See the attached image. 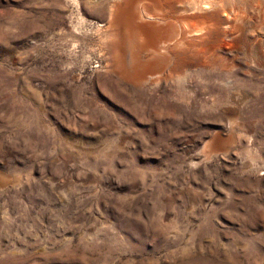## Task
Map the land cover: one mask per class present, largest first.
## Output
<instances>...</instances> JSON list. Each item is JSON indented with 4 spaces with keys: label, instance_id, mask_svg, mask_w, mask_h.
Masks as SVG:
<instances>
[{
    "label": "rangeland",
    "instance_id": "374dc122",
    "mask_svg": "<svg viewBox=\"0 0 264 264\" xmlns=\"http://www.w3.org/2000/svg\"><path fill=\"white\" fill-rule=\"evenodd\" d=\"M188 1L0 0V264H264V0Z\"/></svg>",
    "mask_w": 264,
    "mask_h": 264
},
{
    "label": "bare ground",
    "instance_id": "6f19581e",
    "mask_svg": "<svg viewBox=\"0 0 264 264\" xmlns=\"http://www.w3.org/2000/svg\"><path fill=\"white\" fill-rule=\"evenodd\" d=\"M181 1H188V0H181ZM190 1V4H188ZM187 2L188 5H191V10L194 11V13H192L191 16H189V19H192L194 21L193 24H190L189 25V28L188 29H184L182 27V31L184 33V36L186 38V41H187V44L189 46H192V45H199L200 44V41H203L205 40L206 37H208L211 33H212V30L213 31H217V30H220V27H218V29H215V26H219L216 22V19L215 18H220L222 21L223 20H230V19H233V20H238L237 18L240 17V16H243V13H242V10L240 11L239 9H235V7H239V6H235L233 4L234 1H229L231 2L230 5H228V7L225 5V2L226 0H189ZM238 1V5H239V2H241V5H242V2L244 3V0H236ZM247 1V0H245ZM249 2V1H248ZM185 3V2H184ZM227 3V2H226ZM245 4V3H244ZM246 4H248L246 2ZM241 7V6H240ZM242 14H241V13ZM122 16V15H121ZM117 18V17H116ZM120 19V18H119ZM250 19V18H249ZM120 20H124V18H121ZM118 21V20H117ZM116 21V23H117ZM132 21V20H131ZM186 21V20H185ZM191 21V20H190ZM115 22V21H114ZM119 22V21H118ZM125 22V21H124ZM118 23L122 26V29H123V26L125 25L126 26V31H137V30H141L143 27H139V26H135L134 24H131V25H134V27L136 28H133L132 26V30L131 29H128L127 25L130 23V21H126L125 23ZM183 22V21H182ZM219 22V20H218ZM133 23V22H132ZM225 23V22H224ZM231 23V22H229ZM112 24L114 23H111L110 22V25L113 26ZM116 25V24H115ZM130 25V24H129ZM130 25V26H131ZM230 25V24H229ZM124 26V27H125ZM146 27V26H144ZM223 27V26H221ZM233 28V27H232ZM112 29V28H111ZM223 30V41L226 39V36H230L228 31H226V29H222L221 28V31ZM229 30V29H228ZM124 31V30H123ZM121 32V36H123L124 32ZM233 31V30H232ZM117 33V32H116ZM118 34V33H117ZM189 34H192V37L189 38ZM221 34V33H220ZM116 35V34H115ZM196 35H200L201 37H198ZM237 36V35H236ZM214 39V38H213ZM231 39V38H230ZM122 39H120L121 41ZM217 40V39H216ZM119 41V42H120ZM228 41V40H227ZM123 42V45H124V41ZM140 42V41H139ZM212 42V41H211ZM117 43H118V40H117ZM219 43V42H218ZM120 44V43H119ZM215 44V43H214ZM222 44V43H221ZM229 44V43H228ZM122 45V44H121ZM213 45V44H212ZM216 45V44H215ZM227 45V44H226ZM230 45V44H229ZM228 45V46H229ZM225 43L221 46V48H225ZM252 46V45H251ZM118 47V46H117ZM116 47V48H117ZM121 47V46H120ZM214 47V45H213ZM212 47V48H213ZM207 48V47H206ZM205 48V49H206ZM215 48V47H214ZM234 48V47H233ZM122 49V48H121ZM247 49V48H246ZM119 50V49H117ZM116 50V51H117ZM222 50V49H221ZM251 50V49H250ZM200 51V50H199ZM203 51V50H202ZM201 51V52H202ZM206 51V50H204ZM216 51V50H215ZM120 52V51H119ZM200 52V53H201ZM117 53V52H116ZM120 54H122L120 52ZM219 55V53H217ZM216 54V55H217ZM205 55V54H204ZM215 55V56H216ZM199 56V54H198ZM206 56V55H205ZM117 57V69L120 70L121 72L124 71V59H123V56L122 55H119L116 56ZM217 57V56H216ZM115 58V57H114ZM220 58H224V56H220ZM239 58V57H238ZM188 59V58H187ZM186 59V60H187ZM197 59V58H196ZM218 59V58H217ZM198 61V60H197ZM202 61V65H207L206 67L208 68V59L207 58H201L200 62ZM185 63V62H184ZM192 63V62H191ZM194 63V62H193ZM192 63V64H193ZM195 65V64H194ZM211 65V64H210ZM232 65V64H231ZM200 66V65H199ZM204 67V66H202ZM211 67V66H210ZM235 67V66H234ZM165 79V78H164Z\"/></svg>",
    "mask_w": 264,
    "mask_h": 264
}]
</instances>
